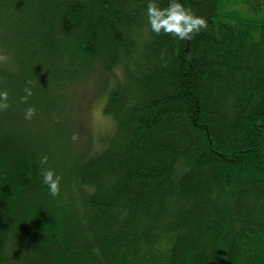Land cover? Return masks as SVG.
<instances>
[{
	"label": "trees",
	"instance_id": "obj_1",
	"mask_svg": "<svg viewBox=\"0 0 264 264\" xmlns=\"http://www.w3.org/2000/svg\"><path fill=\"white\" fill-rule=\"evenodd\" d=\"M226 1L180 0L207 27L179 40L148 0H0V264H264V0Z\"/></svg>",
	"mask_w": 264,
	"mask_h": 264
},
{
	"label": "clouds",
	"instance_id": "obj_2",
	"mask_svg": "<svg viewBox=\"0 0 264 264\" xmlns=\"http://www.w3.org/2000/svg\"><path fill=\"white\" fill-rule=\"evenodd\" d=\"M147 22L150 30L159 35L171 33L179 40L190 39L194 33H198L201 29L207 27V20L199 15H196L191 8L185 7L180 0H169L166 8H159L154 0H148L146 7ZM27 95H31V89L26 88ZM8 94L6 91H0V109L6 108ZM26 97H21L25 100ZM36 109L32 106L26 108L24 112L25 119H31L35 114ZM77 135L74 133L71 136L73 141L77 140ZM48 157L41 156L40 163L45 164ZM41 183L47 186L48 192L52 197L57 196L60 192L61 176L52 168L41 170Z\"/></svg>",
	"mask_w": 264,
	"mask_h": 264
},
{
	"label": "rangeland",
	"instance_id": "obj_3",
	"mask_svg": "<svg viewBox=\"0 0 264 264\" xmlns=\"http://www.w3.org/2000/svg\"><path fill=\"white\" fill-rule=\"evenodd\" d=\"M223 8L228 12H243L241 3L235 0L226 1ZM4 64L5 62H0V66ZM94 86L93 81H88L81 88L78 97L73 101L72 117L75 122L73 130L79 138L80 144L93 143L94 149H96L100 146L98 145L100 140L111 133L113 125L112 121L102 114L103 100L97 96Z\"/></svg>",
	"mask_w": 264,
	"mask_h": 264
}]
</instances>
